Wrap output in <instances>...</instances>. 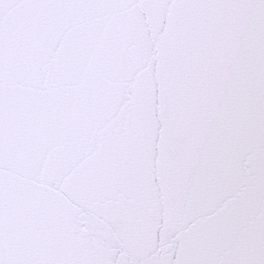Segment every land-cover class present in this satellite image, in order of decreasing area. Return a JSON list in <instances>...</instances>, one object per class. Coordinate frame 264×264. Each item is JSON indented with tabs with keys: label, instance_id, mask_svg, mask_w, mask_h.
I'll return each mask as SVG.
<instances>
[{
	"label": "snow or ice",
	"instance_id": "1",
	"mask_svg": "<svg viewBox=\"0 0 264 264\" xmlns=\"http://www.w3.org/2000/svg\"><path fill=\"white\" fill-rule=\"evenodd\" d=\"M0 264H264V0H0Z\"/></svg>",
	"mask_w": 264,
	"mask_h": 264
}]
</instances>
